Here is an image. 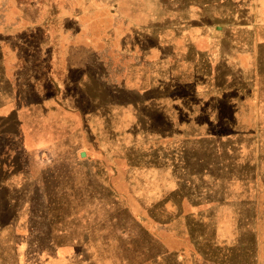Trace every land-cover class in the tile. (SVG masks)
Returning a JSON list of instances; mask_svg holds the SVG:
<instances>
[{
  "label": "rangeland",
  "instance_id": "rangeland-1",
  "mask_svg": "<svg viewBox=\"0 0 264 264\" xmlns=\"http://www.w3.org/2000/svg\"><path fill=\"white\" fill-rule=\"evenodd\" d=\"M200 1L140 0L147 32ZM78 3L126 12L137 0ZM71 4L0 0V35L16 34L0 69L31 100L50 51L41 24ZM205 18L187 29L192 51L146 47L144 93L136 73L122 88L107 46L96 68L114 81L85 90L79 110L19 114L1 93L0 264H264V0H221ZM122 99L128 109L103 108Z\"/></svg>",
  "mask_w": 264,
  "mask_h": 264
},
{
  "label": "crops",
  "instance_id": "crops-1",
  "mask_svg": "<svg viewBox=\"0 0 264 264\" xmlns=\"http://www.w3.org/2000/svg\"><path fill=\"white\" fill-rule=\"evenodd\" d=\"M220 2L221 0H201L198 6L188 4L175 12L169 10L168 15L178 13L179 16H169L163 20L168 32L162 34V29L159 30L158 28L155 30L156 32H147L143 16L145 9L140 5V0H137L135 7H127L126 12L118 6L108 9L106 7L91 8L87 5H80L78 0H72L71 5L58 9L59 15L56 22L41 24L46 30L45 40H48L43 49L45 52L46 48H50V51L48 50V56L45 54L47 56L45 58L47 69L43 79L31 78L29 82L32 84L30 86L31 91L35 93L37 100H31L26 95H21L19 88L21 86L27 87L28 82L25 81L22 85L16 72L9 75L6 64L3 69H0V95L2 92L7 93V101H13L15 98L17 105L15 109L18 110L19 114L22 111L40 110L50 113V111L79 110L80 106L76 103L80 100L79 95H85V90L90 91L97 82L104 87L114 81L112 74L105 71L97 72V55L102 54H98V46H107L108 51L112 50L124 60L118 74L122 88L129 89V83L135 78L134 73H136L137 84H140L144 93L146 66H151L150 69H153L155 65L154 61H147L155 60V51L150 49L146 51V47L156 45L160 48L161 41L167 39L170 46L190 45L188 50L192 51L193 46L191 45L195 42L191 41L187 29H192L195 24H204L208 9L214 3L218 5ZM148 23L160 24L161 21L153 17ZM216 28L222 29L217 25ZM27 29H31V27H27ZM175 29L181 32L175 35ZM6 34L9 35V41L4 40L5 38L0 35V63L2 61L1 52L4 50L12 51L10 39L16 35L10 31ZM163 36L165 37L162 38ZM147 40H152L153 43L147 44ZM13 46L16 51L18 46ZM159 53L160 50L158 49ZM175 55L177 54L175 53ZM187 56L185 53L181 58L186 60ZM17 60H20L22 64L26 63L21 56L20 58L17 57ZM160 62L161 60H158V63ZM149 63L151 65H148ZM122 88L120 92L126 94L127 90L122 91ZM150 91L152 90L150 89L148 93ZM86 97L82 99L91 101L90 97ZM20 98L23 101L18 102ZM141 103L137 102V106ZM129 107L128 101L122 99L119 106L108 103L103 108L125 110Z\"/></svg>",
  "mask_w": 264,
  "mask_h": 264
},
{
  "label": "water",
  "instance_id": "water-1",
  "mask_svg": "<svg viewBox=\"0 0 264 264\" xmlns=\"http://www.w3.org/2000/svg\"><path fill=\"white\" fill-rule=\"evenodd\" d=\"M81 156H82V157H85V156H86V153H85V152H82V153H81Z\"/></svg>",
  "mask_w": 264,
  "mask_h": 264
}]
</instances>
